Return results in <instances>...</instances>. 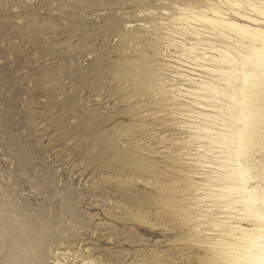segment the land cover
I'll return each mask as SVG.
<instances>
[{
  "label": "rangeland",
  "instance_id": "374dc122",
  "mask_svg": "<svg viewBox=\"0 0 264 264\" xmlns=\"http://www.w3.org/2000/svg\"><path fill=\"white\" fill-rule=\"evenodd\" d=\"M219 1L0 0V264H231L172 67Z\"/></svg>",
  "mask_w": 264,
  "mask_h": 264
},
{
  "label": "bare ground",
  "instance_id": "6f19581e",
  "mask_svg": "<svg viewBox=\"0 0 264 264\" xmlns=\"http://www.w3.org/2000/svg\"><path fill=\"white\" fill-rule=\"evenodd\" d=\"M182 17L194 41L181 39L172 67L183 114L206 142L202 162L216 165L207 189L227 207L217 249L231 264H264V0H220Z\"/></svg>",
  "mask_w": 264,
  "mask_h": 264
}]
</instances>
